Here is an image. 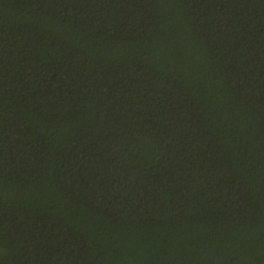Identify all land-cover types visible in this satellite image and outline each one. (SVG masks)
<instances>
[{
	"label": "trees",
	"instance_id": "trees-1",
	"mask_svg": "<svg viewBox=\"0 0 264 264\" xmlns=\"http://www.w3.org/2000/svg\"><path fill=\"white\" fill-rule=\"evenodd\" d=\"M0 264H264V0H0Z\"/></svg>",
	"mask_w": 264,
	"mask_h": 264
}]
</instances>
